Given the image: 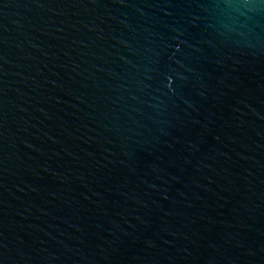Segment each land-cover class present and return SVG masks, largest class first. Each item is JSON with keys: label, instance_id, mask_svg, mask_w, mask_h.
<instances>
[{"label": "water", "instance_id": "obj_1", "mask_svg": "<svg viewBox=\"0 0 264 264\" xmlns=\"http://www.w3.org/2000/svg\"><path fill=\"white\" fill-rule=\"evenodd\" d=\"M0 264H264V0H0Z\"/></svg>", "mask_w": 264, "mask_h": 264}]
</instances>
